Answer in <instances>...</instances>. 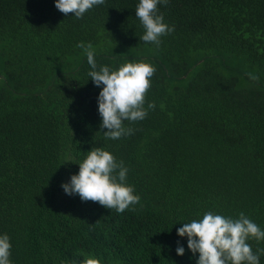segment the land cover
I'll return each instance as SVG.
<instances>
[{
  "label": "trees",
  "instance_id": "trees-1",
  "mask_svg": "<svg viewBox=\"0 0 264 264\" xmlns=\"http://www.w3.org/2000/svg\"><path fill=\"white\" fill-rule=\"evenodd\" d=\"M138 2L76 19L54 0H0V233L13 264H196L176 230L207 211L264 229V0H169L159 47L140 40ZM81 43L97 70L154 66L145 106L156 107L125 121L131 135L104 137ZM93 147L129 168L135 211L65 194Z\"/></svg>",
  "mask_w": 264,
  "mask_h": 264
},
{
  "label": "clouds",
  "instance_id": "clouds-1",
  "mask_svg": "<svg viewBox=\"0 0 264 264\" xmlns=\"http://www.w3.org/2000/svg\"><path fill=\"white\" fill-rule=\"evenodd\" d=\"M106 0H54L55 7L64 14L72 13L82 19L94 7L103 5ZM169 0H139L135 16L145 31L140 40L157 47L161 37L173 29L164 22L159 5H167ZM85 48L87 63L91 66L88 76L100 88L97 104L101 117V128L106 140H119L129 136L133 129L125 121L144 120L155 102L146 105L145 94L151 86L155 72L153 65L145 62H127L118 69L101 66L97 70L96 50L92 44ZM79 170L71 175L68 182L61 184L65 194L78 195L82 201L99 202L108 209L123 213L126 209L135 211L141 198L135 194L134 186L127 182L129 168L123 160L102 147H93L85 158L77 163ZM177 236L187 238V249L197 256L196 264H260V252L253 251L249 241H264V229L251 220L244 212L238 218L207 211L200 219L181 223ZM11 240L7 233H0V264H13ZM178 256L185 254V247L178 242L175 249ZM83 264H101L100 260L88 257Z\"/></svg>",
  "mask_w": 264,
  "mask_h": 264
}]
</instances>
